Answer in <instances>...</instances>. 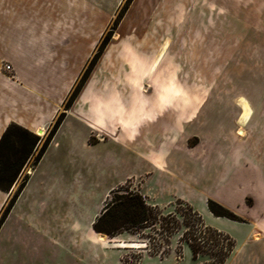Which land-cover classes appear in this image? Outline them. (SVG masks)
I'll return each mask as SVG.
<instances>
[{
	"label": "rangeland",
	"instance_id": "rangeland-1",
	"mask_svg": "<svg viewBox=\"0 0 264 264\" xmlns=\"http://www.w3.org/2000/svg\"><path fill=\"white\" fill-rule=\"evenodd\" d=\"M7 1L0 0V16L10 18L7 26L13 28L14 10L5 8L9 6ZM255 1H244L247 10L242 13L250 16L243 15L246 19L241 20L220 17L217 0H132L114 25L125 0H44L39 8L27 11L29 17L20 28L23 39L15 40L2 24V36L9 39L2 40V48L16 41L22 52H27L26 48L48 41L45 63L53 61L57 53L62 55L58 63L55 60L49 65L33 56L39 63L20 69L0 56L1 103L7 110H15L17 97L10 88L22 84L20 77H67V83L73 79V84L56 120L65 112L68 96L108 37L81 88H85L84 95L74 114L88 113L86 104L96 96V87L110 89L114 103L129 102L130 113L125 120L115 115L109 125L99 122L103 129L106 124L112 129L104 134L90 133L89 148L83 141L88 134L85 125L75 117L62 123L54 137L56 146L50 144L34 178L8 215L9 222L0 236V264L13 260L16 264H83L91 251L81 242L85 226L110 203V189L118 184V194L139 193L149 205L157 206L165 219L144 231L123 232L112 239L105 236V241L114 246L135 244V248L121 250L123 264H136L139 256L149 255L148 250L160 248L162 254L156 262H163L156 264H216L220 247H225L226 242L206 233L207 248L212 251L194 259L181 242L184 227L170 231V223L176 212L185 210L178 205L182 201L205 223L235 241L240 233L235 222L212 215L213 220L207 218L209 200L243 219L264 213V186L258 177L260 173L264 176V114L253 116L246 127L247 137L236 131L238 139L234 114L225 115V119L217 111L220 102L224 104V98L219 96V79L233 77V42L235 36L236 41L240 38L234 29L264 25V17H252L255 6L261 8ZM227 6L233 8L230 3ZM224 26L228 32L226 49ZM165 42L168 47L162 59L155 72L148 75ZM75 45L76 55L71 49ZM123 84L129 85V94L124 90L122 95ZM173 112H177V123L167 138L176 143L167 144L170 152L161 164H156L141 153L165 143L162 139L171 118L173 121ZM55 120L45 126L41 135L33 133L41 144ZM34 157L21 171L9 200L31 177ZM58 167L65 193L50 189ZM73 185L79 189L68 190ZM176 217L181 221L179 215ZM145 245V250L138 247ZM10 249L14 251L13 259L8 256Z\"/></svg>",
	"mask_w": 264,
	"mask_h": 264
},
{
	"label": "crops",
	"instance_id": "crops-1",
	"mask_svg": "<svg viewBox=\"0 0 264 264\" xmlns=\"http://www.w3.org/2000/svg\"><path fill=\"white\" fill-rule=\"evenodd\" d=\"M244 1L245 0H217L219 12H221L220 17H231L241 20L243 18L246 19V17L250 16V14L242 13L243 11L247 10L246 6L244 5ZM43 2L44 0H8V8L5 6L4 7L6 9L14 10L15 16L13 17V22L15 23V27L13 28L7 26L10 18L3 19L0 16V56L18 68L22 66H34L35 64H38V58L34 59L33 56L41 57L44 61L45 56L47 55L45 52L49 49V43L48 41H41L39 44L31 48H26L28 50L27 52H22L21 46L18 45L16 41L8 43V45H5L2 48V40L4 39L6 42L9 41L6 35L4 38L2 36V24L6 26L5 32L14 35L15 40L19 39L21 36H23V31H21L20 28L23 27L27 17H29L27 11L39 8L41 4L43 5ZM255 2L258 3L261 8L255 6L256 13L253 14L252 17H264V0H256ZM227 3H230V5L232 4L233 8L227 6ZM243 15H246V17ZM222 33L224 34L223 46L224 49H226L227 43L225 38L226 33H228L226 26H224ZM233 33L240 34L239 41H236L237 36H235L236 38H234L235 41L233 42V49L235 50L234 64L232 68L233 77H221L219 79V83L221 84L219 96L224 98V104L220 102V104L217 106V111L222 113L225 119H227L225 115L234 114L233 120L236 125L234 132L235 137H237L236 131L238 132L240 129L244 130L242 136L246 133L245 137H247L248 132L246 127L253 116L255 114H264V25H250L244 30H242L240 27H236ZM243 33L245 35L244 38L242 37ZM20 39H23V37ZM77 45L80 46V44ZM167 47L168 44L165 42L152 63L154 65L151 64L149 67L147 71L148 75H152L155 72V69L162 59ZM77 48L78 47L76 45L71 47V49L75 51V55L78 53ZM236 51H238L239 54ZM61 56L62 55L60 53H57L56 57L52 59L53 61L48 63H45L44 61V63L49 65L52 62H55V60L58 63V61L61 60ZM20 78L22 79V84H18L17 86L13 85L10 88L11 94L17 97L16 100H14L16 107H14L15 110L13 111L7 110L1 103L2 80L0 78V137L10 124H16L32 133H37L39 130L44 132L45 126L51 124L55 120L56 115L60 111L61 105L66 99L73 84V79L67 83V77H36L33 75L31 77ZM143 88L147 90V87ZM84 90L85 88H83L77 96L73 106L67 112L63 122L65 120L67 121L70 117H75L83 125H85L88 134L84 137L83 141L89 148L90 145H88L87 138L89 137L90 133L93 132L95 134L98 132L104 134V132L110 131L112 126L106 127L108 122L112 121L116 116L118 117L119 114L121 115V119H128L130 110L129 102H126L125 100L114 103L112 100L113 95L110 93V89L96 87V96L93 100L88 101L86 104L88 113H86V115L85 113L76 115L74 114V110L80 103L81 98L84 95ZM124 90L129 94L128 84L122 85V95L124 94ZM155 92L157 93L158 89L155 90ZM226 99L229 100L226 101ZM173 113V121L171 118L170 125L168 129H165L164 139H162V141H165V143L162 145L161 142L160 146L156 150H147V152L141 153L143 157L145 156L146 159H149L156 164L160 162L162 163L165 155L170 152L171 148H167V144L169 143L171 146L172 144L176 143L171 137L167 138V136L171 134L170 132L172 125L177 123V112ZM244 113H248L246 118L243 117ZM87 118L89 120H87ZM99 122L103 124L104 122L107 123L104 127L105 129H103ZM127 124H130L129 120ZM237 138L240 139L239 137ZM56 141L57 138H53L50 144L53 143V145L56 146ZM37 165L35 166L31 177L28 179L22 191L28 188V185L34 178ZM60 169L61 168L58 167L56 174L52 176L53 182L50 184V189L52 191H56L57 193H65V182L64 178H62V174H60ZM258 177L260 183L264 186V176L260 173ZM126 179L130 178L127 177ZM60 183H62V187H60ZM73 186L74 187H72V189L68 190L79 189V186ZM118 186H120V184L110 190L112 191ZM13 187L7 193L0 191V213L9 200L10 194L13 191ZM252 204L253 200L250 206ZM211 215L212 214L210 213L207 218L213 220L214 218L211 217ZM95 216L96 215L94 214V217ZM94 217L92 221L87 222L88 224L85 226V232L81 236V242L86 244L87 248L91 250L89 253V258L84 259L83 264H93V259L97 261L98 264H123L121 250L129 248L114 246V243L110 244L100 240L98 235L93 232L92 225L95 221ZM240 219V222H235V225L238 227L240 233L235 237V241H233V249L223 264H264V213L257 212L253 218ZM8 222L9 218L7 217V220H5L0 227V236L3 234ZM204 224L207 227L223 233L219 231V228L212 224L207 222H204ZM73 242L78 244V242L75 240H73ZM79 247L81 248L82 244H80ZM93 251H95L96 258H93ZM13 252L14 251L10 249L8 254L10 259H13ZM156 260V257L142 256V259L137 264H156L163 262L160 260L156 262ZM5 264L16 263L13 260L6 262Z\"/></svg>",
	"mask_w": 264,
	"mask_h": 264
},
{
	"label": "trees",
	"instance_id": "trees-1",
	"mask_svg": "<svg viewBox=\"0 0 264 264\" xmlns=\"http://www.w3.org/2000/svg\"><path fill=\"white\" fill-rule=\"evenodd\" d=\"M131 2L132 0H125L121 11L116 17L114 25H116L117 21L120 20V18L123 16ZM108 40L109 38L107 37L98 47L83 77L80 78L79 82L68 96L66 102L64 103L65 112L71 108L72 104L76 100L82 86L88 78L87 76L90 70L99 59L102 51L108 43ZM65 112L61 113L60 116L52 124L48 135L46 136L42 144L40 139L36 135L16 124H10L5 129L0 137V191L6 193L9 192V190L17 182L18 177L25 165L31 160L34 155V166H36L40 162L52 139L57 133L60 125L65 119ZM25 183L26 181H24L19 186L17 191L8 201L7 205L3 208L0 215V227L8 217L12 207L14 206L22 189L24 188ZM119 188L110 191V203L105 204L102 212L95 219L92 225L93 232L98 235V238H103V241L106 242L105 236L109 239H112L123 232L144 231L146 229L156 227L157 225H159V223L164 222L165 219L162 218V213L157 206L149 205L145 198H143L139 193H125L120 195L117 193V190ZM178 205L183 206L185 210L183 211L184 213L176 212L175 214V216H180L181 221L177 219V217L175 218V216H173L174 219L172 223H170V225L172 226L170 228V231L178 230L181 225L184 227L185 231L182 234L181 242H184L188 246L194 259L200 253L212 251L211 249L207 248L208 244L206 242V238L204 237L206 233L212 235L218 241L220 240L226 242L225 247H220V252L217 256L218 259L216 262V264H223L233 249V241L229 238V236L205 226L201 216L188 204L179 201ZM208 210L215 217L226 218L234 222L241 221L239 217L235 216L234 214L230 213L229 211L225 210L224 208L210 200L208 201ZM138 247L142 248L141 250H145L147 248V245H145L144 248L142 246ZM160 249H154V251L152 252L148 250V256H160L162 254V251ZM141 259L142 256H139L136 260V264ZM122 261L124 260L122 259Z\"/></svg>",
	"mask_w": 264,
	"mask_h": 264
},
{
	"label": "bare ground",
	"instance_id": "bare-ground-1",
	"mask_svg": "<svg viewBox=\"0 0 264 264\" xmlns=\"http://www.w3.org/2000/svg\"><path fill=\"white\" fill-rule=\"evenodd\" d=\"M152 65H154V64H152ZM247 116H248V113H244L243 117L246 118ZM238 133L242 136V134L244 133V130H243V129H240V130L238 131ZM37 134H38V135H41V134H42V131L39 130V131L37 132ZM99 239L103 241V238H99ZM134 245H135V244L119 243L117 246H118V247H122V248H124V247H134Z\"/></svg>",
	"mask_w": 264,
	"mask_h": 264
},
{
	"label": "built area",
	"instance_id": "built-area-1",
	"mask_svg": "<svg viewBox=\"0 0 264 264\" xmlns=\"http://www.w3.org/2000/svg\"><path fill=\"white\" fill-rule=\"evenodd\" d=\"M7 67V69L9 68L8 66H6ZM0 68H2V64H1V61H0Z\"/></svg>",
	"mask_w": 264,
	"mask_h": 264
}]
</instances>
